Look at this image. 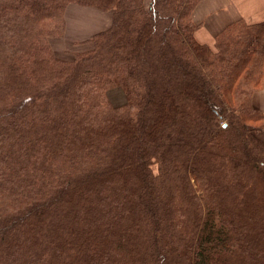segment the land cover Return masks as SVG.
Returning a JSON list of instances; mask_svg holds the SVG:
<instances>
[{
	"label": "trees",
	"instance_id": "trees-1",
	"mask_svg": "<svg viewBox=\"0 0 264 264\" xmlns=\"http://www.w3.org/2000/svg\"><path fill=\"white\" fill-rule=\"evenodd\" d=\"M198 2L0 0V264H264V20ZM71 3L113 19L65 58Z\"/></svg>",
	"mask_w": 264,
	"mask_h": 264
},
{
	"label": "crops",
	"instance_id": "crops-1",
	"mask_svg": "<svg viewBox=\"0 0 264 264\" xmlns=\"http://www.w3.org/2000/svg\"><path fill=\"white\" fill-rule=\"evenodd\" d=\"M112 19L111 10L71 3L65 12L67 33L64 37L69 38L71 43H79L107 29ZM239 19L249 23L264 20V0H199L193 11V20L200 23L195 32L196 38L216 47L218 33L229 23ZM74 25L77 27L76 32L73 30ZM253 100L264 111V88L254 94Z\"/></svg>",
	"mask_w": 264,
	"mask_h": 264
},
{
	"label": "rangeland",
	"instance_id": "rangeland-1",
	"mask_svg": "<svg viewBox=\"0 0 264 264\" xmlns=\"http://www.w3.org/2000/svg\"><path fill=\"white\" fill-rule=\"evenodd\" d=\"M66 30L67 29L65 27V32H64V34L62 36L55 37V38L51 39V43H52L53 49H55V53H56L57 56L70 58L73 55L74 51H76V50H84V49L90 47V44H89V42H87V39L83 40V41H80L79 43H77V42L71 43L69 38L67 39V38L64 37V36H66V33H67ZM73 30H74V32L77 31V27L75 25L73 26ZM110 91H113L111 93V96L113 98L112 102L114 104H120V103L124 102V97H123V94H122L121 90H119L117 88H114V89H111ZM260 135L263 138L264 137V132H261Z\"/></svg>",
	"mask_w": 264,
	"mask_h": 264
},
{
	"label": "bare ground",
	"instance_id": "bare-ground-1",
	"mask_svg": "<svg viewBox=\"0 0 264 264\" xmlns=\"http://www.w3.org/2000/svg\"><path fill=\"white\" fill-rule=\"evenodd\" d=\"M225 29V28H224ZM83 52V51H82ZM89 52V51H88Z\"/></svg>",
	"mask_w": 264,
	"mask_h": 264
}]
</instances>
